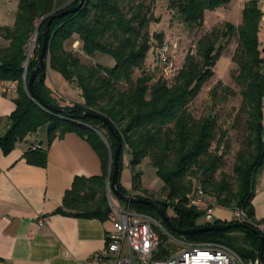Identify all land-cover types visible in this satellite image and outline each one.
<instances>
[{
	"label": "trees",
	"instance_id": "1",
	"mask_svg": "<svg viewBox=\"0 0 264 264\" xmlns=\"http://www.w3.org/2000/svg\"><path fill=\"white\" fill-rule=\"evenodd\" d=\"M71 1L19 0L12 27L0 28V37L8 43L6 47L0 48V82H17L16 97L13 100L15 109L8 118L10 126L0 137L2 153L9 154L16 144L43 128L46 130L48 144L66 133L77 134L98 156L102 175L75 178L56 212L103 220L109 213L104 190L109 152L113 154L115 140L102 122L82 118L83 111L88 110L105 117L121 142L115 185L119 193L127 195L119 183L122 157L126 152L129 157L132 191L140 188L139 166L148 160L165 195L164 201L135 197L159 204L166 215L167 210H171L173 215L167 216L176 229L191 230L211 224H233L231 221L218 220L198 223L204 213L188 208L186 197L199 188L205 198L214 200L215 207L231 212L235 209L243 210L248 219L244 224L260 231L262 223L254 219L251 206L254 177L264 158V80L261 76L264 49H259L258 26L261 12L257 0H250L243 7L239 26L224 23V32L211 30L209 34L202 36L196 43V58L185 57L170 86L169 81L162 76L153 81L154 73L143 72L147 54L152 47L151 39L160 43L162 38L160 34L150 36L148 32L151 23H159L151 13L155 0H84L77 12L51 21L44 65L36 73L32 83L35 96L45 105L63 111L61 114H54L31 100L27 89V80L36 66L47 18L37 27L35 47L27 67L25 50L38 22L61 10ZM231 1L171 0L169 6L183 24L196 27L202 25L205 13L225 7ZM78 2L79 0H75L71 6H76ZM233 34L236 35L237 46L231 62L236 66L237 74L233 79L240 89L246 115V147L244 152H239L235 157L232 182L224 173H220L219 178L215 177L223 167V156L217 151L225 138L222 134L216 139V118L208 116L195 120L188 111V104L214 75L213 68L222 50L221 47H216L218 40L229 39ZM73 38L77 40L85 56H108L113 59L114 66L104 68L99 65H82L78 56L65 49V44ZM47 69L57 73L65 82L73 84L80 91L82 103L59 106L51 96L53 92L45 84ZM135 72H140L136 78ZM218 87L221 84L214 86L210 92L213 102ZM224 90L227 91V88ZM213 144L215 149L212 151ZM23 158L30 165L44 167L46 150H28ZM116 200L119 204L122 203L119 199ZM124 204L132 211L159 222L167 233L184 243H219L231 249L241 260H255L259 256V239L247 230L234 228L225 232L210 231L177 236L161 222L154 208L134 203ZM262 234L264 239V232ZM160 239L162 244L161 236ZM167 254V251L160 248L158 257L162 258ZM262 259L264 264V247Z\"/></svg>",
	"mask_w": 264,
	"mask_h": 264
},
{
	"label": "crops",
	"instance_id": "2",
	"mask_svg": "<svg viewBox=\"0 0 264 264\" xmlns=\"http://www.w3.org/2000/svg\"><path fill=\"white\" fill-rule=\"evenodd\" d=\"M250 0H232L227 6L210 13L221 23L237 27L241 23V11ZM0 2V28H11L14 23L17 4ZM261 19L258 26L259 49H264V0H257ZM205 13V15L207 14ZM205 17V16H204ZM8 45V44H7ZM6 45V46H7ZM78 42L73 43V47ZM4 46V47H6ZM46 86L59 106L81 104L80 94H60L50 84L60 89L71 88L57 73L47 69ZM6 84L8 82H0ZM15 93L0 92V137L8 130L9 116L14 111ZM264 140V100L262 108ZM46 150L44 167L26 163L23 155L28 150ZM129 157H122L119 183L127 195L132 191ZM145 163L143 161L139 166ZM102 175L101 162L91 146L75 133H66L47 143L43 128L29 135L7 155L0 150V264H92L105 248L106 238L112 230L105 218L73 217L57 213L63 196L75 178H92ZM140 177V187L144 186ZM105 181V195H106ZM251 206L253 216L262 230L264 227V158L253 182ZM114 203H118L116 198ZM119 204V203H118ZM121 205V204H120ZM71 214V212H67ZM231 211L213 208V220L229 222ZM44 218L45 222L39 224Z\"/></svg>",
	"mask_w": 264,
	"mask_h": 264
},
{
	"label": "rangeland",
	"instance_id": "3",
	"mask_svg": "<svg viewBox=\"0 0 264 264\" xmlns=\"http://www.w3.org/2000/svg\"><path fill=\"white\" fill-rule=\"evenodd\" d=\"M170 1L171 0H155L153 3L151 13L154 18L159 20V23H151L148 27V32L150 36L160 34L162 38L160 43L153 38L151 39L150 45L152 47L147 54L143 67V72L145 74L154 73L153 81L162 78V71L156 68L154 59L156 50L163 44H167L169 46L168 59L163 67L167 68L166 73L168 74V78L166 80L169 81V86L174 82L173 79L181 69L185 57L192 56L196 58V43L202 36L209 34L211 30H218V32L225 31L222 27L224 23L216 20L210 13L205 15L201 26H186L179 20L176 12L170 8ZM75 41H77L75 38L68 41L65 44V49L78 56L82 65L86 67L99 65L104 68H112L114 66L113 59L108 56L100 54L94 57L85 56L81 52L79 43L73 47ZM7 44L8 43L0 37V48ZM218 46L221 47L222 50L219 60L213 68L214 75L203 85L197 97L188 104V111L195 120L208 116H214L216 118V139H219L222 134L225 138L218 146L217 151L218 154L223 156V167L215 174V177L219 178V174L224 173L233 182L234 176L232 169L235 163V157L239 152H244L246 147V131L244 124L246 115L242 106L240 89L233 79L237 74L236 66L231 62V58L237 46L236 35L233 34L226 40L219 39L216 47ZM30 47H32L30 53L31 58L35 47L34 39L32 41L31 38L26 45L25 55H27ZM139 74L140 72H135L134 78L138 77ZM217 84H221V87H218L215 93L217 100L215 99V102H213L210 98V92ZM50 86L53 91L57 90L60 94H73V98L77 97L76 94H80V91L74 87L73 84H71V88L67 87L64 89H60L55 83H51ZM225 88H227V91L224 90ZM214 149L215 145L213 144L211 150L213 151ZM126 156L127 154L124 152L123 157L126 158ZM141 169L144 186L148 188L144 189L140 187L136 196L164 201L165 195L161 190L160 182L156 178L154 170L150 167L148 160L143 163ZM194 186H196V184ZM106 199L108 204L110 201H115V198L108 192H106ZM214 205L215 203L213 202L210 207L214 208ZM121 206L124 207L125 204L122 202ZM167 215L170 217L173 215V212L167 210ZM214 215L216 216V214ZM198 223H204L203 218L198 220ZM161 237L162 244L160 248L168 252L166 256L177 254L184 247L185 243L176 238V236L173 237L167 233L165 236L161 234ZM171 239L179 242L174 243Z\"/></svg>",
	"mask_w": 264,
	"mask_h": 264
},
{
	"label": "built area",
	"instance_id": "4",
	"mask_svg": "<svg viewBox=\"0 0 264 264\" xmlns=\"http://www.w3.org/2000/svg\"><path fill=\"white\" fill-rule=\"evenodd\" d=\"M19 0H0L11 4ZM169 46L163 44L156 50L155 66L162 71V77L168 78L166 67ZM29 58L30 54L28 52ZM163 67V68H162ZM264 80V63L261 67ZM17 82L0 83L1 93H15ZM187 207L204 213V223L213 220L212 199L205 198L197 188L193 194L186 197ZM106 219L112 230L106 238L105 248L99 253L92 264H260L255 260H241L231 249L219 243L184 244L183 249L174 255L158 257L160 253V236L167 235L163 226L152 218L136 213L127 206L122 207L113 201L109 202V213ZM231 222L244 224L248 219L243 210L235 209L231 213ZM45 219L39 220L43 224ZM260 231L264 232L261 228ZM173 240V239H171ZM174 243L179 241L173 240Z\"/></svg>",
	"mask_w": 264,
	"mask_h": 264
},
{
	"label": "water",
	"instance_id": "5",
	"mask_svg": "<svg viewBox=\"0 0 264 264\" xmlns=\"http://www.w3.org/2000/svg\"><path fill=\"white\" fill-rule=\"evenodd\" d=\"M75 0H72L67 6H65L64 8H62L61 10L54 12L53 14H50L49 16H46L45 18H42L32 36L31 39L33 41L35 34H36V30L37 27L47 18L44 28H43V34H42V41H41V46H40V51L37 57V62H36V66L34 67V69L30 72L28 80H27V89H28V94L29 97L31 98V100H33L38 106H40L41 108H43L44 110L54 113V114H61L63 113L62 110L59 109H55L53 107H50L48 105H45L37 96L34 95L33 91H32V83L33 80L35 78L36 73L42 69L43 65H44V58L47 52V47H48V28L49 25L51 23V21L55 18H61L70 14H73L75 12H77L82 5L84 4V0H79L78 4L74 7H72L71 5L73 4ZM49 17V18H48ZM29 55L27 53L26 58H25V67H27L28 62H29ZM24 82H26V76L24 75ZM82 118H88V119H94V120H98L100 122H102L108 129V131L111 133L112 137L115 140V148L113 151V154H111L109 152V167H108V175H107V182H106V191L111 194L114 198L119 199L120 201H122L123 203L129 204V203H134V204H140V205H146V206H150L152 208H154L157 212L158 215L160 217L161 222L173 233L177 234V235H181V236H188V235H194V234H198V233H204V232H210V231H218V232H225L234 228H241L244 230H247L253 234H255L260 242V253L258 256V260L260 262V264H263V259H262V252H263V247H264V239H263V234L261 231L256 230L252 227H249L245 224H211V225H206V226H202L199 228H194L191 230H178L175 227H173L169 221L168 216L166 215V213L163 211L162 207L159 204L150 202L144 198H139V197H134L131 195H123L121 193H119L116 188V180H117V174H118V159H119V154L121 151V142L119 140V138L116 136L115 131L113 130L110 122L103 116L99 115V114H95L92 113L88 110L83 111L82 114Z\"/></svg>",
	"mask_w": 264,
	"mask_h": 264
},
{
	"label": "bare ground",
	"instance_id": "6",
	"mask_svg": "<svg viewBox=\"0 0 264 264\" xmlns=\"http://www.w3.org/2000/svg\"><path fill=\"white\" fill-rule=\"evenodd\" d=\"M31 48H32V47H30L29 50H28L29 54L31 53Z\"/></svg>",
	"mask_w": 264,
	"mask_h": 264
}]
</instances>
